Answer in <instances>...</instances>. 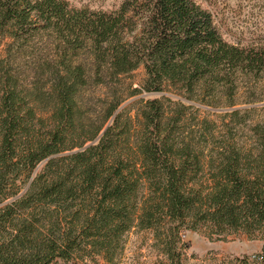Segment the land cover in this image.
Listing matches in <instances>:
<instances>
[{
  "label": "trees",
  "instance_id": "obj_1",
  "mask_svg": "<svg viewBox=\"0 0 264 264\" xmlns=\"http://www.w3.org/2000/svg\"><path fill=\"white\" fill-rule=\"evenodd\" d=\"M0 38V264H114L133 229L151 232L164 264H183L182 233L199 229L260 241L242 264H264V128L206 155L175 141L184 106L165 107L263 102L264 42H227L196 0H0ZM166 92L178 101H140L132 141L122 104Z\"/></svg>",
  "mask_w": 264,
  "mask_h": 264
},
{
  "label": "rangeland",
  "instance_id": "obj_2",
  "mask_svg": "<svg viewBox=\"0 0 264 264\" xmlns=\"http://www.w3.org/2000/svg\"><path fill=\"white\" fill-rule=\"evenodd\" d=\"M74 8H89L91 10H114L122 0H66ZM204 9L214 16L217 27L223 38L235 45H249L264 42V0H196ZM9 40L0 38V55L4 54V48ZM145 78L143 69H139L126 78L127 84L139 86ZM243 93V91H242ZM258 94H261L258 91ZM169 97L173 102L178 100L169 93L147 94L142 93L122 104L120 111H124V118H129L133 123L131 130L132 141L138 130L136 118L137 109L141 100L161 99ZM184 106L182 114L176 122L174 133L178 143H189L191 148H197L204 154L221 144L222 142L234 143L240 146H248L252 143L255 124L264 128V101L254 105H238L234 108H213L199 102L181 101L180 104H165L168 110H179ZM255 108L254 112L242 113L240 117L231 120L229 113L234 109ZM48 117V116H44ZM244 120L242 124H238ZM44 165L41 164L38 169ZM204 171V172H203ZM201 174L202 185H210L208 171L204 168ZM208 231H183L182 239L189 244L184 251L183 264H242L246 256L258 254L262 246L260 241L249 240L245 235H232L225 240H217L209 237ZM153 235L149 231L133 229L124 236V248L114 264H164L166 258L155 245ZM98 264H106L99 259ZM55 264H65L58 261ZM69 264H96L90 258L83 257L78 262Z\"/></svg>",
  "mask_w": 264,
  "mask_h": 264
},
{
  "label": "crops",
  "instance_id": "obj_3",
  "mask_svg": "<svg viewBox=\"0 0 264 264\" xmlns=\"http://www.w3.org/2000/svg\"><path fill=\"white\" fill-rule=\"evenodd\" d=\"M261 249V248H260Z\"/></svg>",
  "mask_w": 264,
  "mask_h": 264
}]
</instances>
